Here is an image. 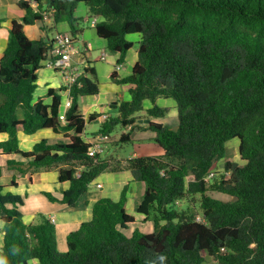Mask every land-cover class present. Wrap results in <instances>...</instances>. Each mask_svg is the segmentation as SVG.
<instances>
[{"label": "trees", "instance_id": "16d2710c", "mask_svg": "<svg viewBox=\"0 0 264 264\" xmlns=\"http://www.w3.org/2000/svg\"><path fill=\"white\" fill-rule=\"evenodd\" d=\"M36 1L48 2L47 9L20 1L25 15L22 23L13 22L0 62V134L9 135L0 151L27 160L8 161L6 168L14 172L11 185L30 172L59 168L60 183H70L69 188L62 190V199L44 194L74 208L99 175L129 170L145 185L137 213L155 230L125 234L137 222L126 210L125 186L118 201L102 198L94 204L92 219L68 234L62 252L55 223L41 214L37 222L25 224L24 198L0 185L5 232L0 258L6 264H161L164 255V264H264V0ZM82 3L97 21V35L119 54L118 64L130 50L138 54L130 75L112 74L115 82L130 85L131 98L112 103L117 116H109L94 136L110 137L121 123L130 130L119 142H132L137 115L149 101L153 107L146 110V130L162 155L125 161L88 155L80 102L100 92L91 65L84 66L72 87L66 123L60 120L66 88L49 90L51 104L44 98L35 101L38 71L52 43L30 39L24 25L44 21V12L53 11L55 22H68L77 37L82 30L76 29L80 19L75 12ZM131 34L138 35L136 42L127 39ZM162 98L176 103V129L153 121L169 114V107L158 105ZM45 129L65 132V139L55 144L44 139L32 151L20 149L19 131ZM235 138L242 163L227 161L225 174L218 177L214 172L226 158V144ZM4 170L0 165V179Z\"/></svg>", "mask_w": 264, "mask_h": 264}, {"label": "crops", "instance_id": "0c3cea01", "mask_svg": "<svg viewBox=\"0 0 264 264\" xmlns=\"http://www.w3.org/2000/svg\"><path fill=\"white\" fill-rule=\"evenodd\" d=\"M20 1L21 0H0V19L2 20V27L0 28V62L8 46L10 30L12 28L13 22L18 21L22 23L25 15L24 10L19 5ZM25 1H28L35 9L41 6L43 10H46L49 4L48 2L38 3L36 0ZM78 8L80 10V6ZM87 11L88 10L85 7L83 13L85 14ZM75 15L83 23H89L90 19L87 18L86 14L78 16V9L76 10ZM76 27L78 31L81 30V22L77 23ZM91 27L93 28L95 34L91 35L90 33V35L86 36L85 31L83 33L84 38H82V40H78V37H80L81 34H78L77 37H74L75 44L76 41H82L83 50L82 48L76 46L79 52L73 54L72 58L74 62L80 63L83 67L89 65L95 67L98 73L99 80L101 78L103 79V82H100V92L98 95L86 96L81 99L82 112L86 120L89 121V116L96 114L98 116L93 121L103 123V115H105V113L110 110L112 103L120 104V101L130 99V85L119 84L115 82L112 79V74L114 72H117V74L121 77L130 75L135 63L137 62L138 54L134 51V53L131 56L126 57L125 62L121 64L123 65L124 69L125 66H130V72L122 74V72L120 71L123 67L121 68V70L116 71V66L119 59L118 53L112 52L114 54L112 57L109 56L105 51H102L99 57H94L95 47H100L101 50H104V48L107 47V42L97 35L96 29L92 25V23ZM24 31L32 40H44L45 42L52 43V48L48 54V60L44 67L38 71L37 89L34 94L35 101L40 98H44L46 104H51L52 98L47 97L49 90L53 89L57 92H60L63 88H66V81L63 74L59 69L55 68L52 65V61L55 58L53 52L55 49L54 36L58 32L72 34L71 27L66 21L58 23L55 22L54 19H52V21L44 20L38 21L32 25H24ZM107 51L111 52L108 49ZM103 54H105L104 59L102 58ZM93 62L94 64H90ZM102 62H108L105 64H109L110 66L106 67L102 64ZM104 89L108 91L103 94ZM62 96L64 102L67 98L65 92H62ZM158 102H160V100ZM164 102L165 104H167L170 101L166 100ZM150 104V102H145V107L150 108L152 106V104ZM169 107L171 110H177L176 106L173 104ZM142 121L145 124H148L145 118L139 119V123H142ZM177 127L178 125L172 128L176 129ZM136 128L137 129L134 130L136 133L134 131L132 132V140H145L151 139L153 137V134L150 131L146 130L147 127ZM129 130V128L128 130L124 129L121 130L120 133H126L129 132ZM97 131L91 132L90 136L85 135V140L87 142H92L98 137L94 136ZM65 135V132L56 133L51 129L39 130L34 134H26L23 131H19V146L23 151H32L34 146L44 139H47L50 143L55 144L65 139ZM118 137V134L110 137L103 136L105 148L109 149L110 144L117 142ZM8 138V134H0V142L6 141L8 140ZM150 147L151 150L149 149ZM147 150L152 151V153H154L152 155H162L164 153L161 146L157 143L153 145L138 143V146H135L134 152L132 153L130 158L139 156H151V154H148L149 152H146ZM143 152L147 153V155L143 154ZM105 156L108 159L113 158V156L109 154ZM10 160L25 161L27 163V160H25L18 154H3L0 151V165L5 168L4 174L0 179V185L5 187V192L13 191L12 193L15 192L14 194L20 195L24 198L25 204L21 207V211L23 213V219L27 224L34 223L36 217L43 213L49 219L54 220L53 222L57 227L58 240L62 239V243H64L62 244V248L60 247L62 251L67 250L66 239L68 234L72 231L77 230L83 222L92 219L94 204L102 198H110L114 201H118L121 198L122 191L125 186L129 187L126 210L129 214L135 216L137 222L134 225L142 223L147 224V222L149 223V221H145L144 217L140 216L137 213V209L143 199L145 185L142 182L134 180L133 174L129 170H121L115 172L107 171L99 175L90 184L88 191L82 196L78 203V206L73 208L68 207L67 205L60 202H51L44 194L48 192L57 199H62V190H66L69 188L70 183H60L59 168L30 172L20 178L18 180V185L14 187L11 185L14 172L9 171L6 168L8 161ZM28 206H30V208L32 209V213L30 212ZM3 227V223L0 222V247L3 244V238L5 234V232L2 231ZM154 230L155 228L153 229V231Z\"/></svg>", "mask_w": 264, "mask_h": 264}, {"label": "rangeland", "instance_id": "374dc122", "mask_svg": "<svg viewBox=\"0 0 264 264\" xmlns=\"http://www.w3.org/2000/svg\"><path fill=\"white\" fill-rule=\"evenodd\" d=\"M85 7L87 8L86 4H84V3L80 4V10L78 8V16H82V15H85L86 14L87 15V18H89L90 20H89V23H83L80 20V22H81V28H82L81 29L82 30L81 32L82 33H81V36L78 37L79 38L78 40H82V38H84L83 33L85 31H86V36L90 35V33H91V35L92 34H95L93 28L91 27V23H92V21L94 19H93V17L90 16V14L88 13V11L85 14L83 13ZM127 39L130 40V41L136 42L138 40V35L137 34H131V35H129L127 37ZM80 42L76 41V46L82 48V50H83V45H82L83 43H82V41H80ZM107 49H108V47H105L104 50H101L100 47H95V49H94V57L95 58L96 57H99L100 54L102 53V51H105L109 56H112L113 57L114 54L112 52L107 51ZM133 53H134V51H131L130 50L127 53V57L131 56ZM132 57H134V56H132ZM105 63H108V62H104V63L102 62V64L104 66H106V67H109L110 66L109 64H105ZM91 64H94V62L91 63ZM122 67H123V65H122ZM130 70H131V67L130 66H125V69L123 67L120 72H122V74H123V73L130 72ZM100 82L101 83L103 82V79L102 78L100 79ZM103 91H104L103 92V94H104L108 90H105L104 89ZM130 98H131V96H130ZM166 100L167 101H170V102H168L167 104H165L164 101H166ZM124 101H127V100H124ZM120 102H122V101H120ZM80 103L82 104V100H81ZM146 103H149V101H146ZM172 104L176 106V103L172 99H164V98H162V99H160V102H158V105L161 106V107H169V106H172ZM151 107H153V106H151ZM147 109H149V108H146L145 107L144 110L140 114L137 115L139 117V119H144L145 118L146 120H150V119H147L146 118V110ZM105 115H107V117H109V116L116 117L117 116V113H116V110H113L112 108H110V110L107 111L105 113ZM139 119L137 120V127H139V126L140 127H146L145 125H147V124H145L143 121H142V123H139ZM153 121L154 122H158V123H163V124L168 125L170 127H174V126L178 125V123H179L178 111L177 110H171L170 109L168 116H166L165 118H162V119H154ZM86 123H87L86 124V129H85V133H86L85 135L86 136H90V133L91 132H94V131H97V130L99 131L101 129V127H102V124H101L102 122H98V121L97 122H94V121H86ZM115 127H117V128L115 129L114 133L111 136H114V135L118 134L119 137L117 139V142H115L113 144H110V148L105 150L103 156L109 154V155L113 156L114 159H117V160H121L122 161V160H126V159H128V158L131 157L132 153L134 152V148H135V146L136 147L138 146V143L149 144V145L155 144V142H153L152 139H145V140H143V139H136V140H133L132 142H127V143L119 142V139H120L121 135L123 134V133H120V131L121 130H124L125 128H124V126L121 123L116 124ZM136 129L137 128H135V130ZM238 140L239 139L235 138V139H232V140H230V141L227 142V144H226V147H227V155H226V158L225 159H223L222 161H220L218 163L217 169L214 172L215 174L216 173L218 174L216 176L220 177L222 174H225L224 167H225V163L227 161L242 163L241 157H240V153H239V145H240V142ZM134 144H136V145H134ZM151 147L149 148L150 150H151ZM150 150H147L146 152H149L148 153L149 155L150 154L151 155L154 154ZM143 154L147 155V153H145V152H143ZM227 176H228V174H227ZM210 194L213 197L218 198V199H222V200H225V201L230 200V197L228 195H223L221 193H210ZM28 207H29L30 212L32 213V209L30 208V206H28ZM184 207H185V205H184ZM26 214H28V213H26ZM39 218H40V216H37L36 217V220L34 221V223L37 222ZM23 222L25 224H27L24 219H23ZM153 225H154V223L152 221H149V223L147 222V224L146 223L136 224V225L133 224V226H131V228H129L128 230H125L124 232L128 236L132 235V233L136 229H138V230H140L141 232H144V233H151V231H153V229H154V226ZM62 244H64V243H62V239H59L58 240V248H59L60 251H62L60 249V247L62 248ZM64 251H66V250H64ZM64 251H62V252H64ZM206 264H216V263H214L212 260H210Z\"/></svg>", "mask_w": 264, "mask_h": 264}, {"label": "built area", "instance_id": "2783aa9c", "mask_svg": "<svg viewBox=\"0 0 264 264\" xmlns=\"http://www.w3.org/2000/svg\"><path fill=\"white\" fill-rule=\"evenodd\" d=\"M44 20L52 21L54 19L53 11L44 12ZM97 24L96 20L92 21V25L95 27ZM54 57H58L57 59H53L52 65L59 69L63 74L64 79L66 81V90L65 94L67 96L66 100L62 103V111L60 113V120L63 123L67 121V112L71 108L72 105V87L79 81L80 77L84 73V67L80 63H76L73 61V54L78 53V49L75 44V38L70 33L58 32L54 36ZM105 54H103L102 58L104 59ZM122 65L117 64L116 71L121 70ZM107 115H103V120H107ZM90 144L88 155L91 157L103 156L106 148L103 141V136H98L92 142H88ZM213 176L210 175V178ZM198 221H202L201 217L197 218ZM52 221H54L52 219Z\"/></svg>", "mask_w": 264, "mask_h": 264}, {"label": "clouds", "instance_id": "9594fccd", "mask_svg": "<svg viewBox=\"0 0 264 264\" xmlns=\"http://www.w3.org/2000/svg\"><path fill=\"white\" fill-rule=\"evenodd\" d=\"M159 259L161 260V264H164L166 261L167 257L164 255H160ZM0 264H6V261L3 258H0Z\"/></svg>", "mask_w": 264, "mask_h": 264}, {"label": "water", "instance_id": "95a60500", "mask_svg": "<svg viewBox=\"0 0 264 264\" xmlns=\"http://www.w3.org/2000/svg\"><path fill=\"white\" fill-rule=\"evenodd\" d=\"M148 123L150 122V120H146Z\"/></svg>", "mask_w": 264, "mask_h": 264}, {"label": "bare ground", "instance_id": "6f19581e", "mask_svg": "<svg viewBox=\"0 0 264 264\" xmlns=\"http://www.w3.org/2000/svg\"><path fill=\"white\" fill-rule=\"evenodd\" d=\"M239 141V140H238Z\"/></svg>", "mask_w": 264, "mask_h": 264}]
</instances>
